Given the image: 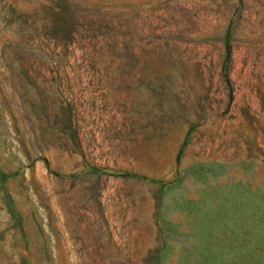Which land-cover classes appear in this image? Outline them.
<instances>
[{
    "label": "rangeland",
    "instance_id": "374dc122",
    "mask_svg": "<svg viewBox=\"0 0 264 264\" xmlns=\"http://www.w3.org/2000/svg\"><path fill=\"white\" fill-rule=\"evenodd\" d=\"M0 264H264V0H0Z\"/></svg>",
    "mask_w": 264,
    "mask_h": 264
}]
</instances>
